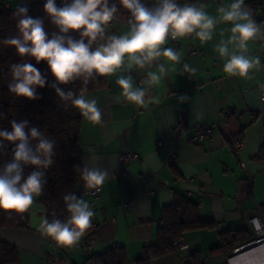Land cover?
<instances>
[{
  "label": "crops",
  "instance_id": "crops-1",
  "mask_svg": "<svg viewBox=\"0 0 264 264\" xmlns=\"http://www.w3.org/2000/svg\"><path fill=\"white\" fill-rule=\"evenodd\" d=\"M26 2L0 4L15 7ZM201 2L215 16L221 4L232 0L192 3ZM256 17L264 22V6ZM126 23L113 21L109 34L127 31ZM230 27L218 25L213 40L203 45L192 38L178 40L175 46L170 41L166 46L181 52V64L175 72L170 66L161 84L149 91L158 102L147 109L116 102L120 94L116 75L106 77L103 87L85 92L87 98L97 100L102 120L97 124L80 115L81 162L83 167L96 166L109 173L97 198L85 187L81 195L94 212V243L89 250L62 247L43 236L37 226L46 211L37 197L27 212V228L0 227V240L18 250L16 264H82L89 254L114 243L124 245L129 264H135L143 246L155 238L163 207L178 196L195 201L200 218L212 226L187 232L181 239L183 248L154 258L151 264H184L195 251L204 264H226L227 256L211 249L220 241L217 224L220 231L245 229L254 235L249 219L264 211V156L257 157L264 145V41L249 43V54L259 56L262 67L250 73V79L228 77L222 70L225 61L214 49L221 39L219 32ZM183 64L196 69L195 74L183 73ZM131 75L138 85L145 73ZM181 97L187 99L182 102ZM177 118L183 121L179 134L173 132ZM198 124L211 126L212 135L202 143L189 142ZM236 136L244 143L238 153L230 143ZM123 151H133L137 158L122 162ZM53 256L59 257L58 263L48 260Z\"/></svg>",
  "mask_w": 264,
  "mask_h": 264
},
{
  "label": "clouds",
  "instance_id": "clouds-1",
  "mask_svg": "<svg viewBox=\"0 0 264 264\" xmlns=\"http://www.w3.org/2000/svg\"><path fill=\"white\" fill-rule=\"evenodd\" d=\"M119 6L129 16L127 31L117 35L108 32L118 18L116 3L71 0L58 7L55 0H46L44 11L58 28V33H53L51 38L42 19L28 15L26 6L18 7L13 13L17 18L18 35L5 38L2 43L14 47L22 58L30 57L36 64L46 62L54 77L49 86L60 100L97 124L102 120V112L97 100L85 95L89 81L116 75L115 83L120 89L116 102L147 109L158 102L149 91L161 84L170 66L175 72V66L181 64V52L166 46L170 41L192 38L203 45L213 40L218 25H231L219 32L221 39L214 49L225 61L223 72L228 77L250 79V73L262 67L260 57L249 54V43L264 41V22H257L245 0L221 4L215 16L206 11L207 5L203 2L181 4L178 0H156L149 7L142 0H119ZM71 32H78L80 38H74ZM226 32L230 34L225 38ZM133 71L145 73L138 85L131 75ZM182 72L192 76L196 69L183 64ZM10 75V93L28 100L38 99L37 88L48 83L47 77L30 62L10 65ZM77 80L83 84L79 93L59 86ZM180 99L183 102L187 97ZM10 123L11 131L0 130V148L5 146L3 141L14 145L12 159L0 169V211L23 214L33 208L35 199L44 192L46 180L42 169L53 163L55 142L38 127L29 128L27 120ZM24 165L36 168L26 178L23 177ZM77 170L86 189L98 190L109 177L107 170L96 166L85 165ZM63 200L69 214L67 218L49 220L42 216L37 229L58 246L75 247L92 226L94 212L88 201L73 193L66 194ZM251 224L257 230L264 228L259 218H253Z\"/></svg>",
  "mask_w": 264,
  "mask_h": 264
},
{
  "label": "trees",
  "instance_id": "trees-1",
  "mask_svg": "<svg viewBox=\"0 0 264 264\" xmlns=\"http://www.w3.org/2000/svg\"><path fill=\"white\" fill-rule=\"evenodd\" d=\"M27 2L15 6L5 7L0 4V130L11 131V121L27 120L29 128L38 127L49 139L55 142L53 163L42 169L45 173L46 184L43 194L38 197L40 203L45 207L46 218L49 220L59 218L64 220L69 215L63 197L73 193L78 198L84 192V184L80 179L82 169L80 152V114L77 109L66 106L57 96L55 90L49 85L54 82V77L47 68L46 62L36 64L30 57H20L14 47L5 46L2 41L5 38L18 35L16 23L17 18L13 13L18 7H27L28 15L43 20V26L51 38L53 33H58V28L51 23L50 17L44 11L46 0H26ZM197 0H178L181 3H192ZM71 0H55L58 7L70 3ZM151 7L156 0H142ZM116 3L119 11L118 21H126L129 13L119 6V0H109ZM245 5L253 11L254 18L257 11L264 6V0H247ZM74 38L79 39L78 32H71ZM94 48V45H93ZM22 62H30L47 77L48 83L45 87L37 88L38 99L28 100L16 97L10 93L8 84L11 82L10 65ZM106 84V77H97L87 84V91L99 89ZM65 91L71 90L79 93L83 87L81 81L77 80L69 85H59ZM27 130V129H26ZM5 146L0 148V169L12 159L13 144L3 141ZM35 145V141L32 142ZM264 156V145L261 146L257 157ZM35 166L24 165L23 177L26 178ZM93 196V195H92ZM28 213L16 214L0 211V227L27 228ZM212 222L200 218L195 201L185 196H178L171 204L162 209L153 242L143 246L141 255L134 260L135 264H151L154 258L166 255L176 250V243L181 242L184 235L192 230L210 227ZM96 224L92 220V226L86 231L82 239L93 236ZM220 241L217 246L211 248L223 255L228 256L230 252L243 244L250 242L254 235L245 229L222 230L219 229ZM81 239V240H82ZM80 240V241H81ZM19 260L18 250L12 244L0 240V264H16ZM60 260V259H59ZM130 259L126 247L121 244H111L99 253L89 254L82 264H129ZM184 264H204L203 257L199 251L189 254Z\"/></svg>",
  "mask_w": 264,
  "mask_h": 264
},
{
  "label": "built area",
  "instance_id": "built-area-1",
  "mask_svg": "<svg viewBox=\"0 0 264 264\" xmlns=\"http://www.w3.org/2000/svg\"><path fill=\"white\" fill-rule=\"evenodd\" d=\"M171 42H172L173 46L178 44L177 41H171ZM190 51L192 53H194L195 49L193 47H190ZM182 130H183V121H182L181 118H177L174 121L173 132L175 134H179ZM212 132H213V130H212L211 126H209L207 124H198L196 126L195 133L189 138L188 141L189 142H193V143H202L206 137H209V136L212 135ZM230 143H231L232 150L234 152H236V153L241 151L243 149V147H244L243 140L239 136H236V137L232 138L230 140ZM135 158H137V154L135 152H133V151H123V152L120 153V159H121L122 162H127V161H129L131 159H135ZM98 190L97 189H90L89 193L91 195H93V197L97 198L98 197V195H97L98 194ZM253 218H259L260 223L262 225H264V211H261L258 214L252 216L249 219L250 223L253 220ZM216 228L219 230L220 229V225L217 224ZM252 228H253V232H254V238L250 242L234 248L230 252V254L226 257V264H232L231 263V259L234 256H236V254L238 253V251L242 247L247 246L249 244H254V243H257V242H260V243L264 242V228H262L260 230L255 229L253 226H252ZM93 243H94V237L93 236H89V237H86V238L82 239L79 242L78 246L83 248V249H85V250H89L92 247ZM175 246H176L177 249H180V248L184 247L182 242L176 243ZM48 260L50 262H52V263H58L59 257L58 256H53V257H50Z\"/></svg>",
  "mask_w": 264,
  "mask_h": 264
},
{
  "label": "bare ground",
  "instance_id": "bare-ground-1",
  "mask_svg": "<svg viewBox=\"0 0 264 264\" xmlns=\"http://www.w3.org/2000/svg\"><path fill=\"white\" fill-rule=\"evenodd\" d=\"M232 264H264V242L242 247L231 259Z\"/></svg>",
  "mask_w": 264,
  "mask_h": 264
},
{
  "label": "rangeland",
  "instance_id": "rangeland-1",
  "mask_svg": "<svg viewBox=\"0 0 264 264\" xmlns=\"http://www.w3.org/2000/svg\"><path fill=\"white\" fill-rule=\"evenodd\" d=\"M2 0H0V2H1Z\"/></svg>",
  "mask_w": 264,
  "mask_h": 264
}]
</instances>
